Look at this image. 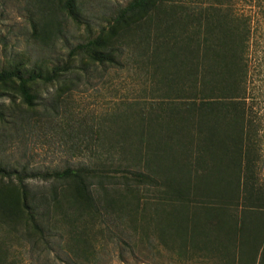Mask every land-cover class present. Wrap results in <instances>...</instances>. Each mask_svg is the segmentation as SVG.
Returning a JSON list of instances; mask_svg holds the SVG:
<instances>
[{"label": "rangeland", "instance_id": "rangeland-1", "mask_svg": "<svg viewBox=\"0 0 264 264\" xmlns=\"http://www.w3.org/2000/svg\"><path fill=\"white\" fill-rule=\"evenodd\" d=\"M129 1L79 0L80 23L59 13V25L47 31L33 30L26 0H0V70L51 72L66 66L82 74L78 79L69 74L53 83H32V105L16 92L0 89V168L11 173V180L2 177L10 205L0 229L4 264H228L205 250L198 238L169 240L159 232L150 199L154 188L145 187L139 194L148 200L144 214L128 210L130 194L121 190H96L94 210L68 179L56 178L67 170L88 169L97 176L95 182L108 186L111 177L117 187L127 180L132 185L133 175L116 166L120 157L113 138L121 130L117 121L135 118L153 100L183 101L181 93L159 85V74L152 75L138 38L129 37L123 44L117 64L93 63L76 50L107 31L117 9ZM185 3L193 9L210 6L247 32L244 76L240 98L235 99L241 122L234 126L232 118H224L220 127L214 125V135L222 147L217 150L221 181L244 183L237 212L252 217L251 228L264 231V0ZM240 130L241 143L234 141L240 139ZM230 148L232 155L227 153ZM18 180L26 186V195ZM262 243L254 264H264Z\"/></svg>", "mask_w": 264, "mask_h": 264}, {"label": "trees", "instance_id": "trees-1", "mask_svg": "<svg viewBox=\"0 0 264 264\" xmlns=\"http://www.w3.org/2000/svg\"><path fill=\"white\" fill-rule=\"evenodd\" d=\"M185 1L130 0L117 9L107 31L101 30L95 39L76 46L93 63L117 64L123 44L129 43V37L138 38L145 45L143 57L150 63L152 75L159 74V85H168L183 95L181 103L153 100L135 118L117 121L121 130L113 138L120 157L116 166L118 171L133 175L132 185L127 180L117 187L118 182L110 177L106 186L95 182L97 176L88 169L55 175L68 179L75 193L94 210L96 190H121L130 194L128 210L144 214L148 200L139 194L145 187L154 188L156 194L150 199L155 207V227L169 240L198 238L202 247L214 252L223 263L254 264L262 242L260 259L264 261V231L251 228L252 217L237 212L244 183L241 176L242 184L239 179L221 181L217 150L222 147L218 145V133L219 139L214 135V125L220 127L224 118H232L234 126L241 122L242 110L235 99L240 98L244 76L247 32L218 10L210 11V6L189 8ZM26 5L33 30L55 28L59 13L81 22L79 0H26ZM69 74L76 79L82 75L66 66L32 73L3 69L0 89L14 91L32 105V83H53ZM241 134L242 130L235 142H242ZM232 151L230 148L227 153L232 155ZM10 175L0 168V229L10 206L5 192L8 186L2 177L11 180ZM18 184L26 195V186L21 180ZM29 220H34L32 214ZM158 224L163 227L158 228ZM4 249L0 241V264L5 263Z\"/></svg>", "mask_w": 264, "mask_h": 264}]
</instances>
